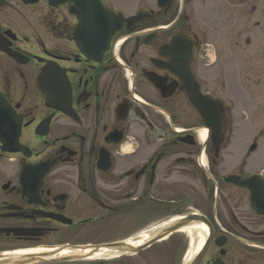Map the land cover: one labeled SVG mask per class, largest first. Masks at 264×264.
<instances>
[{
  "label": "flooded vegetation",
  "instance_id": "flooded-vegetation-1",
  "mask_svg": "<svg viewBox=\"0 0 264 264\" xmlns=\"http://www.w3.org/2000/svg\"><path fill=\"white\" fill-rule=\"evenodd\" d=\"M106 2L80 24L72 1L0 0V258L156 264L159 202L212 225L200 264H264V151L236 136L264 0Z\"/></svg>",
  "mask_w": 264,
  "mask_h": 264
},
{
  "label": "water",
  "instance_id": "water-1",
  "mask_svg": "<svg viewBox=\"0 0 264 264\" xmlns=\"http://www.w3.org/2000/svg\"><path fill=\"white\" fill-rule=\"evenodd\" d=\"M29 2H35L37 0H27ZM52 5H57L58 3H64L67 1H73L75 6L72 7L71 12L74 13L79 19L80 24H86L88 22L93 21L92 17L97 14L98 11L103 12L105 15L108 14L109 22L112 16H116L115 11L110 8L107 4L106 0H49ZM135 18L129 19L133 20ZM123 18L120 17V22H122ZM193 103L199 107L201 110L206 122L215 128L216 133L223 132V119L221 111L219 110L218 105L216 104L215 107L210 108L207 105V97L202 95H198L197 93L191 94ZM212 100V99H210ZM213 102V100H212ZM193 223H206L210 229L212 225L206 221L204 218L198 215H189L187 217H181L180 219L176 220L173 223L168 225L162 226L158 230V233L155 234L149 242H145L142 244L141 247L148 245L149 243L160 241L170 235L171 233L182 229L183 227L193 224ZM212 230V229H211ZM209 239L207 238L204 245L202 246L201 250H199L198 254L190 261L188 264H200L201 259L203 258L208 245ZM39 255H21L17 257H4L0 258V264H30L33 262H37L40 260Z\"/></svg>",
  "mask_w": 264,
  "mask_h": 264
},
{
  "label": "rangeland",
  "instance_id": "rangeland-1",
  "mask_svg": "<svg viewBox=\"0 0 264 264\" xmlns=\"http://www.w3.org/2000/svg\"><path fill=\"white\" fill-rule=\"evenodd\" d=\"M261 52L254 55V62L252 63L259 71H264V62L261 58ZM261 77L252 80V85H249L246 92L250 101L253 103H258L261 105L259 109H253L251 112V120L247 126L238 127L236 131V136L238 140L246 138L245 141L258 140L259 150L264 151V75L260 74ZM258 81V84H257ZM240 102H243L242 100ZM243 142V143H244ZM260 157V156H258ZM193 205V203H189ZM158 211L156 214V226H160L164 221L168 220V215L165 212V208L159 205L157 202ZM188 243V244H187ZM189 250L190 238L187 233L175 232L172 236L167 239L160 241L156 244V264H179V254L181 250L186 247Z\"/></svg>",
  "mask_w": 264,
  "mask_h": 264
},
{
  "label": "bare ground",
  "instance_id": "bare-ground-1",
  "mask_svg": "<svg viewBox=\"0 0 264 264\" xmlns=\"http://www.w3.org/2000/svg\"><path fill=\"white\" fill-rule=\"evenodd\" d=\"M201 138L203 140L206 139V133L205 132L202 133ZM176 220H178V219H172V220L164 221L159 227L156 226V229H153L152 231L145 232L144 238H149V235L153 236V235L157 234L158 230L160 228H162V226L173 223ZM179 232L187 233V235L190 238L191 249L189 251V256H188V259H190L202 247L204 240L206 238L207 232H208L207 227L204 224L193 223V224H190V225L183 227L182 229H180Z\"/></svg>",
  "mask_w": 264,
  "mask_h": 264
}]
</instances>
